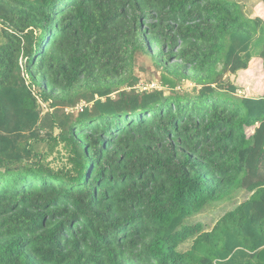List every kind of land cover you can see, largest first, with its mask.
<instances>
[{
  "label": "trees",
  "instance_id": "16d2710c",
  "mask_svg": "<svg viewBox=\"0 0 264 264\" xmlns=\"http://www.w3.org/2000/svg\"><path fill=\"white\" fill-rule=\"evenodd\" d=\"M254 10L0 0V264H264ZM239 72L258 97H235ZM221 202L236 206L210 230L185 224Z\"/></svg>",
  "mask_w": 264,
  "mask_h": 264
},
{
  "label": "rangeland",
  "instance_id": "374dc122",
  "mask_svg": "<svg viewBox=\"0 0 264 264\" xmlns=\"http://www.w3.org/2000/svg\"><path fill=\"white\" fill-rule=\"evenodd\" d=\"M237 3L240 4L241 8L243 9V12L246 16H254L256 15L255 13V7L257 6V4L259 3V0H233ZM264 44V33H260V37L257 40H254L252 43V51H251V55L253 56H257L261 50V47ZM254 57V60H257L258 58ZM148 65L149 64H145ZM256 64L254 63L253 66H255ZM255 70H257V67H254L251 70V73L254 72ZM136 74L138 75V77H140V84L139 85H146V89L149 88H153L154 84H156V80H155V75L150 74L149 75V70H140L139 68L136 69ZM255 74V73H252ZM157 78V76H156ZM245 78L250 79V77L246 76V74H237L235 76H230L229 79L235 83V85H238V95L236 94L235 97H240L245 95L249 96V97H254L255 93H258L260 86L259 85H254L253 84V78L252 81L250 80L247 81ZM145 83H149V84H145ZM186 87V89L191 88L190 85L185 84L184 85ZM234 97V96H233ZM248 133H251V130L248 131ZM39 149L41 151H45L46 150V146L42 145L39 146ZM62 156H58L56 153L52 154V156H50L48 158V161L52 163L53 167H57L60 165L59 159ZM251 195V194H250ZM249 196V194L243 195V198H247ZM245 199H240V202L244 201ZM236 205H230V203H226V202H221L218 204H215V206L212 207H207L202 213L194 216V217H190L188 218V220L186 221L185 224L187 225H191V224H195L197 222L202 223L205 226L206 230H210L215 222L227 211L233 209ZM190 247L189 243L182 245L180 247L181 251H185Z\"/></svg>",
  "mask_w": 264,
  "mask_h": 264
},
{
  "label": "crops",
  "instance_id": "0c3cea01",
  "mask_svg": "<svg viewBox=\"0 0 264 264\" xmlns=\"http://www.w3.org/2000/svg\"><path fill=\"white\" fill-rule=\"evenodd\" d=\"M253 56V55H252ZM254 59V58H253ZM257 68H258V66H256ZM245 72H247V71H245ZM241 73H243L244 74V72H239L238 73V75L239 74H241ZM247 76V75H246ZM247 81H249L250 82V80L252 81V78H250V79H248V78H245ZM236 87L238 88V85H236ZM263 92V90H262V88H260L259 89V91H258V93H255L254 94V97L253 98H256V97H258L259 96V94H261ZM246 97H249V96H246Z\"/></svg>",
  "mask_w": 264,
  "mask_h": 264
},
{
  "label": "clouds",
  "instance_id": "9594fccd",
  "mask_svg": "<svg viewBox=\"0 0 264 264\" xmlns=\"http://www.w3.org/2000/svg\"><path fill=\"white\" fill-rule=\"evenodd\" d=\"M238 92V91H237ZM237 95H238V93H237ZM243 96H245V95H243ZM240 97H242L241 95H240ZM246 198V197H245Z\"/></svg>",
  "mask_w": 264,
  "mask_h": 264
}]
</instances>
